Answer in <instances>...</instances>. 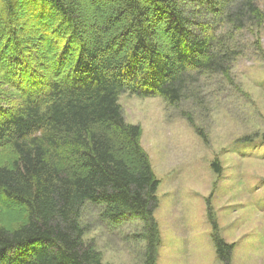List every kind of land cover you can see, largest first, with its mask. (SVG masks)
I'll use <instances>...</instances> for the list:
<instances>
[{
  "label": "trees",
  "instance_id": "obj_1",
  "mask_svg": "<svg viewBox=\"0 0 264 264\" xmlns=\"http://www.w3.org/2000/svg\"><path fill=\"white\" fill-rule=\"evenodd\" d=\"M263 22L258 0H0V203L13 214L0 218V264H112L86 239L87 203L105 222L139 219L143 262L157 264L160 179L120 96L177 106L203 76H229L224 25L233 37ZM208 220L231 264L236 243Z\"/></svg>",
  "mask_w": 264,
  "mask_h": 264
},
{
  "label": "rangeland",
  "instance_id": "obj_2",
  "mask_svg": "<svg viewBox=\"0 0 264 264\" xmlns=\"http://www.w3.org/2000/svg\"><path fill=\"white\" fill-rule=\"evenodd\" d=\"M258 4L264 14V0ZM224 27L221 37L237 51L229 76H203L195 96L177 106L161 97L120 96L126 120L142 127V145L160 179L157 264H223L216 256L210 212L224 240L236 243L231 264H264V22L233 37ZM215 159L220 174L211 167ZM19 210L11 221H19ZM101 211L87 203L81 222L103 260L144 264L145 241L135 237L142 231L140 220L116 225L105 222ZM5 212L0 203V218Z\"/></svg>",
  "mask_w": 264,
  "mask_h": 264
}]
</instances>
